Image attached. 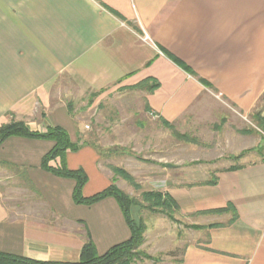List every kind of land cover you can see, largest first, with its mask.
Segmentation results:
<instances>
[{
  "label": "crops",
  "instance_id": "obj_1",
  "mask_svg": "<svg viewBox=\"0 0 264 264\" xmlns=\"http://www.w3.org/2000/svg\"><path fill=\"white\" fill-rule=\"evenodd\" d=\"M146 80L158 87L140 90L142 110L159 123L214 124L222 113L245 120L259 108L264 119V0H0V127H66L68 101ZM242 145L230 144L229 153ZM52 146L15 136L0 145V162L16 167L5 168V186L0 180V251L75 263L88 238L98 255L128 240L113 198L76 204L74 181L41 169ZM99 162L85 144L66 154V167L87 176L84 197L111 182ZM229 167L218 169L216 185H200L166 165L174 176L164 191L199 227L180 264H264V162ZM227 204L233 211L204 213Z\"/></svg>",
  "mask_w": 264,
  "mask_h": 264
},
{
  "label": "rangeland",
  "instance_id": "obj_2",
  "mask_svg": "<svg viewBox=\"0 0 264 264\" xmlns=\"http://www.w3.org/2000/svg\"><path fill=\"white\" fill-rule=\"evenodd\" d=\"M139 93V89H120L102 95L89 93L80 100L68 101L72 120L62 128L95 149L102 170L136 203L129 206L130 216L135 224L144 227V232L131 264H178L186 242L196 235L194 227L198 226L180 216L178 206L169 210L161 205L152 207L153 201L146 195L157 192L162 199L170 196L164 191L165 183L174 176L172 170L166 169L168 164L178 165L179 176L200 178L197 184L206 185L216 177L219 168L262 161L264 128L255 120V113L245 120L229 119V115L222 113L217 114L214 124H171L175 132L185 137L179 138L142 110L144 101ZM261 104L259 100L258 107ZM238 140L247 148L239 154L229 153L228 146ZM5 168L16 167L0 162L4 186Z\"/></svg>",
  "mask_w": 264,
  "mask_h": 264
},
{
  "label": "trees",
  "instance_id": "obj_3",
  "mask_svg": "<svg viewBox=\"0 0 264 264\" xmlns=\"http://www.w3.org/2000/svg\"><path fill=\"white\" fill-rule=\"evenodd\" d=\"M185 71H188L187 67L182 66ZM188 73L192 74L191 71ZM150 80L139 83L134 86V89H145L148 92H152L155 88L158 87V83H155L151 86H146ZM198 82L209 87L210 85L201 79H198ZM264 103V94L260 97V103ZM260 110L255 113V120L259 126L264 128V119L260 116ZM163 126L173 130L171 124L162 121ZM173 135L181 138L177 132L173 130ZM25 137V138H34V139H45L53 143L52 148L43 156L41 160V169L49 172L50 174L61 177L72 179L75 182L74 189L72 192L73 201L76 204L81 205H92L104 198L111 197L119 205L124 219L130 229V237L123 243L113 246L103 255H98L92 241L88 240L82 246L79 260L75 263H56V262H41L32 260L26 257L12 255L0 251V264H131L135 254L136 249L141 245L142 234L144 232V227L140 224H135L132 220L129 212V206L136 204L130 197H128L124 192L119 190L113 181L103 189L102 191L95 193L89 197H84L82 195V189L87 182V176L82 169L71 170L66 167L65 157L68 152H76L80 147L86 143L81 142L78 139L76 142H72L68 135V132L59 126H47L44 133L37 131H31L22 121H11L10 123L0 127V145L9 137ZM58 161V164L52 165V162ZM264 162V158L262 160ZM240 168V167H239ZM238 169V167H233L230 170ZM119 172L125 177L126 180L132 179L123 174L118 169H115V172ZM217 178L215 177L211 181L205 183L206 185H216ZM149 199L153 201L152 207L164 206L166 209L177 208L175 201L170 197L166 196L162 199L161 195L157 192H151L146 195ZM150 202L146 200V202ZM233 211V208L230 204H227L225 208L214 209L205 211V214H222L224 212ZM198 228V227H194ZM179 262L178 264H180Z\"/></svg>",
  "mask_w": 264,
  "mask_h": 264
},
{
  "label": "built area",
  "instance_id": "obj_4",
  "mask_svg": "<svg viewBox=\"0 0 264 264\" xmlns=\"http://www.w3.org/2000/svg\"><path fill=\"white\" fill-rule=\"evenodd\" d=\"M143 40H147V37L145 36V37H143ZM86 128H87V126H86Z\"/></svg>",
  "mask_w": 264,
  "mask_h": 264
}]
</instances>
